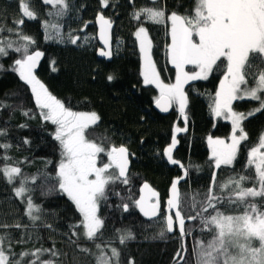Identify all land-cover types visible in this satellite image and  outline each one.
<instances>
[{
    "label": "trees",
    "instance_id": "16d2710c",
    "mask_svg": "<svg viewBox=\"0 0 264 264\" xmlns=\"http://www.w3.org/2000/svg\"><path fill=\"white\" fill-rule=\"evenodd\" d=\"M66 2L69 9L63 15H58L52 5L43 3V0H31L29 8L37 18L29 19L22 16L20 0H0V27L4 29L0 37L17 41L12 49L7 50V56H0V101L12 105L0 108V130L5 132L0 135V144L10 145L7 149L0 148V157H10L6 161L0 159V168L7 164L9 167H20L24 176L37 175L38 181L30 182L29 186L35 188L31 193L33 202L42 209L39 213L41 220L36 221L34 227L25 215L26 203L21 202L13 191L14 187H19V180L8 184L0 175V224H21L19 229H0V235L10 237L17 259L21 252L55 248L61 253L59 257H51L45 252L40 260L53 259L56 264H96L93 255L85 254L69 244L73 231L69 225L77 224L81 215L67 195L58 190L41 194L44 181L39 179V173L55 174V165L60 159L59 146L52 135L55 125L41 118L31 86L13 70L14 60L21 57V53L15 52L14 48L24 43L17 40V33L22 32L34 41L29 44V53H43L33 72L49 92L73 111H94L99 115L98 126L89 131L88 138L102 143L105 154L113 146H125L129 151V183L109 185L107 199L98 206L97 214L104 221L102 237L95 242L80 238L78 243L99 255L95 244L105 246V252H108L106 242L110 241L111 246L121 252L120 264H128L129 258L134 264H195L192 251L194 237L203 238L206 242L210 236L205 234L201 237L199 221H186V226L193 227L194 236L185 237L187 250L181 253L184 261L179 258L174 260L180 246L178 226L175 225L174 232L169 233L165 230L163 217L159 221L143 217L134 203L139 187L143 182L149 183L156 193V201L161 203L162 211H168L174 217L175 209L165 210L166 201L171 194L172 181L182 177L177 186L182 213L185 216L195 215L196 212L190 208L193 196L197 201L205 199L212 185L213 172L217 173V185L232 177L254 174V166L251 172L246 167L247 153L260 145L258 138L264 133V109L254 111L252 116L241 122L248 138L241 142L233 163L215 168L208 138L229 140L232 135V123L211 111L215 92L226 71V60L222 58L223 62L209 74L208 79L188 81L184 85L188 101L184 115L180 114L179 105L175 103L169 114L162 115L153 108L159 89L143 83L140 51L135 36L139 27L147 30L152 42L151 58L160 79L165 84H174L176 69L169 60L166 47L171 41L169 20L157 24L148 20L143 13L137 18L133 17V13L145 7H154L165 10L166 15L173 12L185 15L193 7L194 0H109L106 7L101 5L100 0ZM98 14H103L112 24L113 55L110 62L98 58L96 54L99 44L94 18ZM21 19L23 24H14V21ZM45 22L58 27L46 29ZM8 28L15 31L10 33ZM46 35L52 38L46 39ZM70 36L77 38L76 44L69 42ZM184 70L193 72L197 69L193 65H186ZM109 75L114 79L109 81ZM248 79L251 86V77ZM232 106L235 111L247 114L259 107V101L237 99ZM26 110H31L29 116L22 114ZM174 127L185 129L176 133L177 143L172 149V156L180 161L179 165L170 163L163 154L172 142ZM103 136L108 139L102 142ZM98 160L99 166L107 162L103 153ZM50 186L45 185L44 190L47 191ZM244 186L253 185L245 183ZM23 199L26 201L27 196ZM124 204L129 205L127 211L123 209ZM228 211L229 214H238L235 209ZM46 225H51V228ZM117 229L121 232L131 230L135 239L121 245ZM162 231L164 234L161 236ZM20 239L24 243L16 244ZM32 259L34 257L31 255L26 256L22 264Z\"/></svg>",
    "mask_w": 264,
    "mask_h": 264
},
{
    "label": "snow or ice",
    "instance_id": "6c2138e0",
    "mask_svg": "<svg viewBox=\"0 0 264 264\" xmlns=\"http://www.w3.org/2000/svg\"><path fill=\"white\" fill-rule=\"evenodd\" d=\"M30 3L31 0H20L22 16L36 19V15L29 8ZM43 3L52 5L58 15H63L69 9L66 0H43ZM100 3L106 7L109 0H100ZM141 13L157 24L165 19L171 21V43L166 47L169 60L176 69L174 84H165L161 81L160 74L151 58L152 42L147 30L141 26L135 32L142 59L140 74L145 85H155L159 89V96L154 98V102L161 111L167 112L175 103L179 105L180 114L184 115L188 102L184 85L188 81L208 79L209 74L218 68L223 60H226V71L215 92L214 106L211 107V111L215 116L225 115L231 120V143L219 138L213 140L212 137L208 138V142L215 168L231 165L237 158L241 142L248 138L241 122L248 116H252L254 111L259 112L264 109V0H194L193 7L185 15H179L176 12L166 15L163 9L145 7L134 12L133 17L137 18ZM97 20L101 25L100 39L107 48L109 45L107 29L111 28V21L102 15H98ZM14 24H23V19L14 21ZM44 26L46 29L58 27V25H49L47 22ZM2 31L4 29L0 27V32ZM7 31L11 33L15 29L8 28ZM45 38L52 37L46 35ZM17 40L24 43L14 48L15 52L21 53V57L14 60L13 70L19 74L22 81L31 86L41 118L55 125L52 135L59 146L60 159L55 165V174L39 173V179L44 181L41 185V194L47 195L58 190L67 195L80 213L81 220L77 224L69 225V228L73 229L69 236L70 245H75L85 254L93 255L96 264H120L121 252L118 248L111 246L110 241L106 242L108 252H105V246L95 244L99 252V255H96L91 249L82 247L78 240L84 238L95 242L97 238L102 237L104 221L97 214L98 206L102 200L107 199L109 185L117 182L125 185L129 183L128 151L124 146L111 147L107 151L109 162L98 167L97 156L104 153L105 148L102 143L98 144L90 140L88 133L98 126L99 115L94 111H73L51 94L33 72L43 53L40 51L29 53V44L34 41L28 35L18 32ZM69 42L76 44L77 38L70 36ZM16 44L17 41L0 37V56H7V50L12 49ZM98 54L102 57L113 55L111 50L104 49L99 50ZM186 65H193L197 70L187 72L184 70ZM53 70H55L54 67ZM249 77H251V86ZM107 79L111 81L114 77L109 75ZM244 98L259 101V107L250 110L247 114L235 111L232 102ZM5 107H12V105L0 101V108ZM22 114L29 116L31 110L23 111ZM183 131L185 129L174 127L172 142L163 152L168 161L174 165L180 164V161L172 156V149L177 143L176 133ZM237 132H239L238 135ZM4 134L5 132L0 130V135ZM107 139V136L101 137L102 142ZM258 142L260 147L264 148V133H261ZM9 147L8 144H0V148ZM0 159L6 161L10 157L3 156ZM252 166L255 169L254 174L232 177L218 185L217 173L213 172L212 185L209 186L205 199L197 201L193 196L190 208L196 212L195 215L185 216L182 213L181 197L177 191L178 180L182 177L172 181L171 194L166 201L167 210L175 209L174 217L162 211L159 200L150 203L142 195L134 203L145 217L157 221L163 217L167 232L173 233L174 225L178 226L180 246L174 254V260L179 258L180 261H184L181 253L187 250L185 237L194 236L193 227L186 226V221H199L201 237L207 234L210 239L205 242L203 238L194 237L192 251L195 264H264V152L258 151L256 147L247 153L246 167L249 172ZM0 175L8 184H14L19 180V187L13 188L14 194L21 198V202L26 203L25 215L35 227V222L41 220L39 213L42 209L40 205L33 202L31 193L35 191V188L30 187L29 183L37 182L38 176H24L20 167H9L7 164L0 168ZM245 183H251L253 186L245 187ZM49 184L51 186L45 191V185ZM145 189L151 191L147 183L143 185L141 192ZM152 195L155 196L156 193L152 192ZM25 196H27L26 201L23 199ZM128 208V204L123 205L124 211ZM229 209L238 210V214H229ZM46 226L51 228V225ZM9 227L19 229L21 224H0V229ZM116 231L121 245L135 239L131 230L121 232L117 229ZM163 234L162 231L160 235ZM22 243H24L23 239L16 241V244ZM45 252L51 257L61 255L55 248H38L31 253H19V259H17V254L12 251L10 237L7 234L0 235V264H22L24 257L29 255L34 259L26 264H37L38 261L40 264H56L53 259L40 260ZM128 264H134V261L129 258Z\"/></svg>",
    "mask_w": 264,
    "mask_h": 264
},
{
    "label": "water",
    "instance_id": "95a60500",
    "mask_svg": "<svg viewBox=\"0 0 264 264\" xmlns=\"http://www.w3.org/2000/svg\"><path fill=\"white\" fill-rule=\"evenodd\" d=\"M98 15H102V16L104 17L103 14H98ZM98 15H97V16H98ZM97 16L94 18V25H95V30H96V40H97V42H98V44H99V47H98V49H97L96 54H97V57H98V58H100V59H104V60H106L107 62H108V61L110 62V61L112 60V56H111V57H102V56H100L98 53H99V50H101V49H104V50H106V51H107V50H111V51H112V24H111V28L107 29V35H108V39H109V45H108V47L106 48L105 45H104V42L100 39L101 25H100L99 21L97 20ZM104 18L107 19L106 17H104ZM153 108H154V110H155L157 113L162 114V115H167V114H169V113L171 112V110H172V105L169 107V109H168L167 112L161 111V109L158 108V107L156 106L155 102L153 103ZM118 147H120V146H118ZM124 147H125V146H124ZM125 148H126V147H125ZM126 149H127V148H126ZM127 151H128V149H127ZM128 154H129V151H128ZM130 164H131L130 155H128V169H127V175H128V171H129V168H130ZM145 183H147V182H143V183L140 185V187H139V192H138V196H137V199H136V200L140 199V197L143 195V196L145 197V199H146L148 202H150V203H155L156 201H155V202H152V200H153V198H154V196L152 195V192H154V191H153L152 187L149 185V183H147V184H148V186H149V189H151V191H149L148 189H145L143 192H141V188L143 187V185H144ZM137 209H138L139 213H140L143 217H145V216L140 212V210H139L138 207H137ZM145 218H147V219H151V218H149V217H145Z\"/></svg>",
    "mask_w": 264,
    "mask_h": 264
},
{
    "label": "rangeland",
    "instance_id": "374dc122",
    "mask_svg": "<svg viewBox=\"0 0 264 264\" xmlns=\"http://www.w3.org/2000/svg\"><path fill=\"white\" fill-rule=\"evenodd\" d=\"M170 22V37H171V21H169ZM137 39V38H136ZM171 39V38H170ZM170 43H171V41H170ZM137 45H138V48H139V41L137 40ZM139 51H140V48H139ZM140 57H141V53H140ZM141 61H142V59H141ZM141 64H142V62H141ZM158 92H159V90H158ZM221 117H223V118H226V116L225 115H221ZM226 119H228V118H226ZM230 122H231V120L230 119H228ZM231 138V137H230ZM229 138V140H225V139H222V140H225L227 143H231V139ZM257 149H258V151H261V152H264V148H261L260 147V145L257 147ZM105 156H106V160H107V162L106 163H108L109 161H108V157H107V153L105 154V153H103ZM102 155V153H100V154H98V156H97V166L98 167H102V166H99V164H98V159H99V157ZM210 155L212 156V153H211V149H210ZM105 163V164H106ZM157 199V198H156ZM165 210H167V207H165ZM163 219V218H162ZM174 228H175V225H174Z\"/></svg>",
    "mask_w": 264,
    "mask_h": 264
},
{
    "label": "flooded vegetation",
    "instance_id": "af4514ba",
    "mask_svg": "<svg viewBox=\"0 0 264 264\" xmlns=\"http://www.w3.org/2000/svg\"><path fill=\"white\" fill-rule=\"evenodd\" d=\"M142 62V61H141ZM142 65V64H141ZM156 201V195L154 196V198H153V200H152V202H155ZM161 204V203H160ZM167 214H169V212L167 211L166 212Z\"/></svg>",
    "mask_w": 264,
    "mask_h": 264
}]
</instances>
